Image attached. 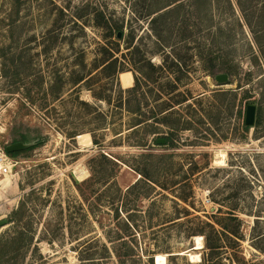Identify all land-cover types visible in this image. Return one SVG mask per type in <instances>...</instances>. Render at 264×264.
<instances>
[{
	"label": "rangeland",
	"instance_id": "374dc122",
	"mask_svg": "<svg viewBox=\"0 0 264 264\" xmlns=\"http://www.w3.org/2000/svg\"><path fill=\"white\" fill-rule=\"evenodd\" d=\"M10 10L0 0V147L41 145L0 181V264H199L188 231L214 202L237 204L242 255L264 262V0H26L9 21ZM96 11L121 40L106 39ZM134 79L136 101L125 93ZM136 102L146 115L172 107L167 123L132 132ZM247 105L259 124L244 134ZM141 169L157 185L126 191Z\"/></svg>",
	"mask_w": 264,
	"mask_h": 264
},
{
	"label": "trees",
	"instance_id": "16d2710c",
	"mask_svg": "<svg viewBox=\"0 0 264 264\" xmlns=\"http://www.w3.org/2000/svg\"><path fill=\"white\" fill-rule=\"evenodd\" d=\"M11 10L10 13L7 15V19L10 21L11 18L16 17L18 15L20 9L24 5V2L26 0H9ZM64 9H58V14L56 16L55 22H59L60 20H63L67 14L64 13ZM156 12L148 11L146 17L152 16ZM81 19V16L77 13L70 14L69 21H72L74 24L77 20ZM158 18H152L150 20V24L155 23ZM95 24L99 28H103L105 31L106 39L109 40L111 37H115L117 39V34H120V38L117 40H121L123 38L122 28L120 26H117L116 24H110L108 20L105 18V15L101 11H96L95 13ZM158 37V36H156ZM131 40L126 42V50L130 49ZM106 46H100V50L105 53ZM149 69V73L155 71V69L151 66V64L147 63L146 66L143 68L141 66L139 68V74L143 76L145 80L149 79V75L144 72V69ZM125 72L123 70H120L119 73ZM227 76H232V72L226 73ZM86 78L83 76L79 77L78 80L75 82V85H78L82 82H84ZM141 89L139 80L134 79V85L131 88H128L125 90V93H127L131 98H133V101H136V95L137 92ZM175 87H172V90H174ZM155 102L159 100V94L155 95ZM157 99V100H156ZM101 100V99H100ZM185 100H182L178 102L176 105L184 103ZM158 104V103H157ZM246 107V106H245ZM155 111H150L148 115L146 113L142 112V108L139 102L135 103V108L132 110V112L136 115L135 118H133L132 126L130 127L132 132H135L137 129L141 127H149V122H152L157 125H163L166 124V119H164V115L166 113H171L172 107L163 106V104H160L156 107ZM259 124L257 121H255V125ZM242 132L248 133V131L251 129L249 127H246L244 125V120L241 126ZM74 136H70V138H73ZM92 143L94 145H97L98 142L95 140L94 137L91 136ZM165 141L164 145H167L169 143V139H163ZM157 140H154V144ZM41 145V142L35 143L31 148L24 150L22 152L17 153H11L7 154L10 158L15 159L19 154L21 153H27L31 152L37 147ZM135 146L144 148L146 146V142L141 139L140 141H137L135 143ZM102 159H105V156L101 155ZM141 158L144 157V155L140 156ZM137 174L140 176V178L133 183L131 186L127 188L126 191H131L134 188H136L140 181L143 180L146 182L149 189H153L154 186L157 185L158 182H156L150 175L147 174V172L143 169L137 170ZM158 187V186H157ZM160 188V187H159ZM117 195L120 198L121 191L119 188H117ZM179 201L183 203H187L186 198H177ZM237 200V198H235ZM235 200V201H236ZM218 205V208L215 212V214H211L209 218H207L206 221L200 220L198 218H195V228L189 229V236H198L202 238L203 241V248H202V255H201V261L199 264H264V262L260 261H253V260H246L244 256L242 255L241 251V242H242V234H241V226L242 221L239 218L235 212L237 211V204L233 206V208L229 209L226 212L222 211V207H224L219 202H214ZM118 212V211H117ZM116 212V218H120V214ZM17 214H13L14 216ZM188 217V216H186ZM131 217L126 216L125 220L127 223H130ZM192 220V219H191ZM187 220V221H191ZM258 221V220H255ZM21 235V234H20ZM0 242H2V239L0 238ZM1 251V249H0ZM119 257V256H117ZM149 264H153V258L150 257Z\"/></svg>",
	"mask_w": 264,
	"mask_h": 264
},
{
	"label": "water",
	"instance_id": "95a60500",
	"mask_svg": "<svg viewBox=\"0 0 264 264\" xmlns=\"http://www.w3.org/2000/svg\"><path fill=\"white\" fill-rule=\"evenodd\" d=\"M120 38V34H117V39ZM215 83L218 85H227L229 82V78L227 74H220L214 77ZM255 115H256V107L254 105H247L245 108V115H244V125L246 127L252 128L255 124ZM158 145H163L165 141L163 139H158L156 141ZM34 144H23L21 142H17L5 147V153H17L22 152L31 148ZM8 224V221L3 219L0 220V228L4 227Z\"/></svg>",
	"mask_w": 264,
	"mask_h": 264
},
{
	"label": "bare ground",
	"instance_id": "6f19581e",
	"mask_svg": "<svg viewBox=\"0 0 264 264\" xmlns=\"http://www.w3.org/2000/svg\"><path fill=\"white\" fill-rule=\"evenodd\" d=\"M215 164L216 165H222L223 162L225 161V155L224 153H216L215 154ZM224 165V164H223ZM75 177L79 180V181H83L84 179H86L87 177V172L85 171V169L82 166H77L75 167L74 171H73ZM3 184V187H7L9 185V182L7 180V178H5L3 180V182H1V185ZM195 249H201L203 248V244H202V238L201 237H195ZM193 254V253H192ZM190 257L191 260L193 259H198L200 261V257L199 255H188ZM190 260V261H191ZM165 263V257L163 255H156L155 256V264H164Z\"/></svg>",
	"mask_w": 264,
	"mask_h": 264
},
{
	"label": "built area",
	"instance_id": "2783aa9c",
	"mask_svg": "<svg viewBox=\"0 0 264 264\" xmlns=\"http://www.w3.org/2000/svg\"><path fill=\"white\" fill-rule=\"evenodd\" d=\"M15 161L5 153V148L0 147V181L11 174Z\"/></svg>",
	"mask_w": 264,
	"mask_h": 264
}]
</instances>
